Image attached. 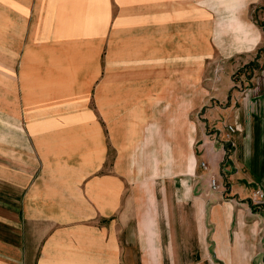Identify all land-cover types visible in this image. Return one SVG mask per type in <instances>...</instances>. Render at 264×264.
Returning <instances> with one entry per match:
<instances>
[{
  "label": "crops",
  "instance_id": "obj_1",
  "mask_svg": "<svg viewBox=\"0 0 264 264\" xmlns=\"http://www.w3.org/2000/svg\"><path fill=\"white\" fill-rule=\"evenodd\" d=\"M108 4L0 0L7 44L29 52L18 55L20 101L3 102L5 114L19 112L4 118L0 264H264V207L249 202L264 192V0H163L159 23L169 52L173 28L178 69L115 73L95 101L78 80L90 76L85 52L67 60L79 69L51 67L64 60L53 57V34L85 44L91 14ZM188 45L196 75L226 79L200 121L189 116L204 93L188 101ZM236 72L244 78L233 83ZM209 175L223 193L204 196Z\"/></svg>",
  "mask_w": 264,
  "mask_h": 264
},
{
  "label": "rangeland",
  "instance_id": "obj_2",
  "mask_svg": "<svg viewBox=\"0 0 264 264\" xmlns=\"http://www.w3.org/2000/svg\"><path fill=\"white\" fill-rule=\"evenodd\" d=\"M108 6L110 12L106 15L101 13L99 15L91 14V26L90 31L86 33L88 38L86 39L87 42L85 44L73 45L76 41V38H68L67 35H65V32H55L53 34V37H55L54 45L52 46L54 47V51L52 52L53 57L54 59H59V57L63 56L64 60H61L60 63L56 61L51 62V67L53 69L58 67L62 69L63 67L60 65H66L64 67L66 68L68 67V64H71V68L79 69L82 67L83 70L86 69L90 76L83 77L82 79L78 80L83 81V85H85L84 87L88 85L92 86V89L89 91V96L95 101H98L99 89L97 87L101 82H103L101 83L103 85L104 81H107L108 85L114 84L115 78L109 77L110 75H115V73H117L120 76H125L131 72V69L136 68L141 70V72L149 71L152 75L154 72L153 69H159V67L155 66L161 65H163L160 68L161 71L165 69L166 73L168 74L169 72H173L175 69H178L177 64H179L178 60H175L178 58V54L174 53L176 50L174 47L176 40L174 37L175 35L173 33V28L171 29L170 35V41L172 40V52H169L168 45L165 44L166 42L168 43V39L165 35H163L164 30L162 28V24L159 23V19L162 17V13L159 12V10H161L163 6V0H109ZM118 9H121L123 12L119 13V20L116 24L115 11ZM153 10L155 12H152ZM1 17L2 15L0 14V166L3 164L2 154L4 149L3 130L5 115H17L19 112V110H14L15 113L13 110L9 112L8 109L7 114H5L3 110L4 97L7 95V97H10L13 101H17V103L20 101L18 93L19 78H17V75L19 71L26 69L27 61H23L24 56L20 58L18 55L29 53H26L27 46H21V40L20 46L17 44H7L9 42V31H7L6 36L5 31L2 28L3 24ZM151 19H155V22L154 20L151 22ZM5 37H7V39ZM13 41L17 40H11V42ZM40 42L41 40L39 39L38 43ZM34 47L35 46H32L30 48ZM190 51L191 47L188 45L186 70L187 98L188 101L192 103L195 101H200V90L195 89L202 87L204 99L202 102L203 106L199 105L190 113L189 116L190 118H196L198 121H200V118L204 117V110L207 106H210L212 101L208 100L209 96H214L216 94L213 90V87H224L223 85L226 79L220 74L218 76L216 73L212 74V76L209 74V77L204 76L203 78L196 75L195 62L193 55L189 54ZM82 52H85V59L88 57V60H84L82 65L77 61H67L70 58L77 57V55L81 54ZM98 54L101 55L100 62H98L96 59ZM210 66L211 65L209 64L206 66V68H209ZM97 71L98 74L100 73V75L103 76V78L100 79L98 77ZM205 73L208 74L204 71V75ZM152 77L154 76L152 75ZM243 78L244 77L240 72H236L230 77L233 83H238L240 82L239 80H243ZM69 80L70 79H64L62 82L68 87ZM155 84H158V82ZM171 84H179L178 75H172ZM8 118L9 117L7 116V119ZM8 129L9 127H7V133L9 132ZM11 131L12 139L14 140L19 133V127H11ZM7 133H5L7 136V142L5 141V143L8 147L9 134ZM15 144H17V142H15ZM200 163L204 162L198 161V169L200 168ZM226 168L227 165H222V174H225ZM206 172H208V167ZM224 191L222 190L221 193ZM179 232L180 234H186V232L183 233L184 231ZM168 240L169 237H165L163 239L165 242ZM175 240L185 241L188 239L185 236H181L180 238H175Z\"/></svg>",
  "mask_w": 264,
  "mask_h": 264
},
{
  "label": "built area",
  "instance_id": "obj_3",
  "mask_svg": "<svg viewBox=\"0 0 264 264\" xmlns=\"http://www.w3.org/2000/svg\"><path fill=\"white\" fill-rule=\"evenodd\" d=\"M236 132V129L232 126L227 125L225 127V133L223 134V143L224 146L229 150L233 147L232 134ZM199 167L202 171H207V167L205 163H200ZM222 186L218 183V181L213 176L207 177L206 187L204 189V196H211L216 193H220ZM249 202L251 206L255 207H264V192L260 189H256L252 192Z\"/></svg>",
  "mask_w": 264,
  "mask_h": 264
}]
</instances>
